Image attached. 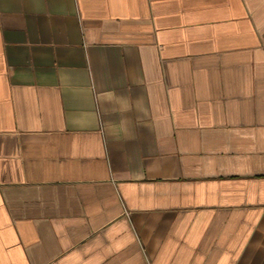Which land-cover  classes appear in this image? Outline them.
<instances>
[{"label":"crops","instance_id":"crops-1","mask_svg":"<svg viewBox=\"0 0 264 264\" xmlns=\"http://www.w3.org/2000/svg\"><path fill=\"white\" fill-rule=\"evenodd\" d=\"M0 264H264V0H0Z\"/></svg>","mask_w":264,"mask_h":264}]
</instances>
